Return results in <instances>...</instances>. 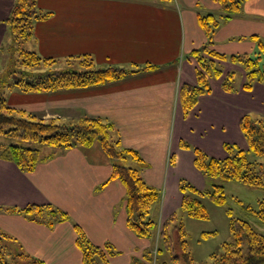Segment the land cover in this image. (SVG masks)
<instances>
[{
    "label": "crops",
    "instance_id": "1",
    "mask_svg": "<svg viewBox=\"0 0 264 264\" xmlns=\"http://www.w3.org/2000/svg\"><path fill=\"white\" fill-rule=\"evenodd\" d=\"M14 3L0 0V80L11 37L7 19ZM36 5L49 16L33 25L24 50L55 60L52 66L69 65L79 56H88L97 67L156 66L102 85L42 93L7 89L4 97L8 107L37 119L74 123L96 117L112 124L114 139L142 160L141 164L127 159L123 165L136 168L143 181L160 193L153 205L157 242L161 224L180 208L179 181L199 190L209 186L194 166L192 149L217 159L226 156L225 144L247 150L240 120L264 110V84L243 90L242 70V81L227 92L221 87L227 70L209 80L210 92L200 95L184 115L179 89L184 83L196 84L197 63L191 53L207 45L226 56L254 54L256 43L251 38L264 36V0H248L230 20H221L210 43L198 15L220 16L215 0H36ZM230 67L234 72L242 69L236 64ZM181 142L190 148L181 147ZM40 156L43 159L32 173L0 158L4 208L0 231L44 264H83L75 225L91 244L108 243L119 252L107 264H131L137 258L145 262L143 253L151 246L126 226L123 185L113 180L99 189L112 170L99 144L51 148ZM29 205H50L67 213L68 220L49 227L7 210Z\"/></svg>",
    "mask_w": 264,
    "mask_h": 264
},
{
    "label": "trees",
    "instance_id": "2",
    "mask_svg": "<svg viewBox=\"0 0 264 264\" xmlns=\"http://www.w3.org/2000/svg\"><path fill=\"white\" fill-rule=\"evenodd\" d=\"M221 14L216 17L212 13L198 15L199 26L205 32L210 43L212 36L221 20L228 21L235 16L248 0H215ZM49 13H42L36 5V0H15L7 19L9 32L13 42L14 53L21 58L18 70H7V75L15 80L11 83L0 81V135L14 138L16 143L7 146L0 145V158L13 162L20 171L32 173L43 158L40 156V146L51 148L72 149L76 147L89 148L99 144L112 162L110 177L100 188L113 180L119 181L125 189L124 211L127 228L140 239H150L157 223L149 217L153 204L159 201L160 193L148 186L141 178L136 168L117 164V160L131 159L141 163L138 154L121 147L119 140L113 137V126L96 117H82L74 123H62L57 120L37 119L24 111L14 110L7 106L4 93L7 89H17L26 93H42L65 89L86 88L102 85L122 79L131 74L156 69V66L146 65L142 68H124L117 66L97 67L88 56H79L78 60L83 71H51L31 72L23 67H51L55 60L41 58L37 54L21 48L22 42L30 38L33 25L38 20L45 19ZM260 52L264 51V40L253 37ZM191 55L197 63L195 70L196 84H182L179 89V100L184 115L195 107L200 95L210 92V79L222 76L218 68L219 62H230L239 65L245 79L242 89L250 91L255 83L264 84V70L259 69V56L251 58L249 54L226 56L205 45L194 50ZM218 61V62H217ZM234 73L230 72L222 81L221 87L227 92L233 91ZM240 130L247 143V150L225 144L226 156L222 159L213 158L202 151L193 148L194 166L202 175L210 179L232 180L245 185L264 187V163L249 159V153L264 157V120L251 114H245L240 120ZM18 142V143H17ZM25 142L32 145L26 146ZM181 147L190 148L181 142ZM97 189V190H99ZM179 191L182 195L179 210L187 217L195 220H208L209 212L204 199L216 206H224L226 197L222 185L213 184L208 190H199L186 180L179 181ZM4 209L0 207V210ZM259 221L264 223V197L258 200L256 208L245 207ZM7 210L22 214L31 221L43 223L52 227L53 220L65 222L67 213L53 209L50 205H29L25 208H7ZM229 217L228 230L231 241L222 244V253L211 254L210 263H196L186 251L187 235L185 225L177 212H173L161 224L158 231L159 247L156 255L161 251L170 254L171 264H264V235L257 233L244 220L231 217V211L226 210ZM76 246L82 253L83 264H107L110 259L119 255L113 246L106 243L102 247L91 244L78 226H74ZM175 233L176 238L174 240ZM204 237L208 233H203ZM179 249V252H176ZM149 250L143 253V259L150 263ZM0 264H44L42 260L25 253L21 245L12 237L0 231ZM131 264H140L133 259ZM161 264H167L163 262Z\"/></svg>",
    "mask_w": 264,
    "mask_h": 264
},
{
    "label": "rangeland",
    "instance_id": "3",
    "mask_svg": "<svg viewBox=\"0 0 264 264\" xmlns=\"http://www.w3.org/2000/svg\"><path fill=\"white\" fill-rule=\"evenodd\" d=\"M244 4V3H243ZM243 6V5H242ZM242 8V7H241ZM216 16V15H215ZM218 17V16H216ZM249 39V38H248ZM259 39L264 40V36H260ZM251 40L254 41V38H251ZM256 43V42H255ZM27 45L25 42H22L21 48L25 49ZM255 53L250 55L251 58H255L259 56L258 60V66L259 69L264 70V51L260 52L257 45L255 46ZM9 51L4 53L5 58H2L4 62L1 61V63L5 64V74H3L0 81H3L4 83H11L15 80V77L12 78L11 76L7 75V70H10L11 68L13 70H18L21 68L20 61L21 58L19 56L18 52L14 53L13 50V42L12 38H9V45H8ZM79 61H69L71 64H59L57 66H51V67H32L27 68L23 67L25 71H31V72H44L47 70L51 71H83V68L81 64L78 63ZM218 62V61H217ZM220 64V62H219ZM230 66H233V63L230 62H222L221 65L218 66V68L221 71H229L234 73V78L232 85H237L242 81V75L243 72L232 71V68ZM3 69V70H4ZM263 112L258 114V118H261L264 120V110ZM253 116V115H252ZM11 143H16L14 138L6 137L5 135H0V145H9ZM18 143V142H17ZM24 145L31 146L32 144L30 142H25ZM40 146V150L43 153L47 151H51V147H47L44 145H36ZM249 159L256 160L257 162L264 163V157L256 156L251 153H249ZM117 164L123 165L124 162L122 160H117ZM211 182L209 183V186L205 188L204 190L210 189L211 185L218 184L222 185L224 187V194L226 197V203L224 206H216L212 204L207 199L203 200V203L208 209L209 212V219L208 220H195L191 219L186 216L184 212L181 210L176 211L181 218L183 224L185 225L186 233L185 240L187 242L186 244V251L191 254L194 261L196 263H210L212 261L211 254L215 253L217 255L222 253V244L224 242L231 241V236L228 230V223H229V217L226 214V210L231 211V217L235 219H241L244 221H247L251 227L259 234L264 235V223L259 221L250 211L245 209V207L250 206L252 209L256 208L258 200L262 199L264 197V187H255V186H249L245 185L236 181L232 180H222V179H210ZM154 205V204H153ZM153 205L150 209L149 217L154 220L153 217ZM57 219V218H56ZM56 219L52 218L53 224L52 226L57 223ZM157 220H155L156 222ZM157 223V222H156ZM203 233H208L207 237L203 236ZM174 240L176 238L175 233ZM156 238L151 237L147 241L150 244V253L148 254V257H151V264H161L163 262H166L167 264H171L170 262V254L166 251H161L158 255H156V249L153 247L154 243L156 242ZM156 248L159 247V241L156 242ZM115 251H117L115 248H113ZM180 250L177 249L176 252H179ZM118 252V251H117ZM146 252V251H145ZM135 260V259H134ZM138 263L145 264L149 263L147 261H141V259H138Z\"/></svg>",
    "mask_w": 264,
    "mask_h": 264
}]
</instances>
